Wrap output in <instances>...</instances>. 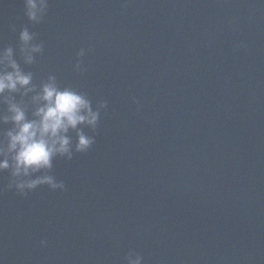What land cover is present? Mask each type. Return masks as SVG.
<instances>
[{"label": "water", "instance_id": "water-1", "mask_svg": "<svg viewBox=\"0 0 264 264\" xmlns=\"http://www.w3.org/2000/svg\"><path fill=\"white\" fill-rule=\"evenodd\" d=\"M7 47L37 89L54 75L107 108L87 152L54 159L64 191L0 173V264H264L262 0H49L39 24L0 0Z\"/></svg>", "mask_w": 264, "mask_h": 264}, {"label": "clouds", "instance_id": "clouds-1", "mask_svg": "<svg viewBox=\"0 0 264 264\" xmlns=\"http://www.w3.org/2000/svg\"><path fill=\"white\" fill-rule=\"evenodd\" d=\"M25 16L30 24H39L48 9L49 0H23ZM264 2V0H262ZM10 29L15 31V25ZM36 34L23 27L19 33V54L24 65H33L37 55L43 52V44L35 43ZM78 58L85 55L81 49ZM81 71V64L75 65ZM32 95L34 106L32 118H28V106L24 97ZM21 97L17 102L15 95ZM0 104L6 105V113L0 114V125L11 124L0 140V173L9 172L8 188L20 195L47 186L51 191H64L65 185L49 174L53 161L60 157L68 161L75 153L87 152L95 140L86 135L83 128L95 131L100 115L107 108L104 101L97 103L95 110L91 100L72 88L61 89L54 75L37 89L32 72H25L14 58V50L7 47L0 50ZM75 131L76 141L69 137ZM46 246V241H41ZM142 257L129 253L126 264H142Z\"/></svg>", "mask_w": 264, "mask_h": 264}]
</instances>
